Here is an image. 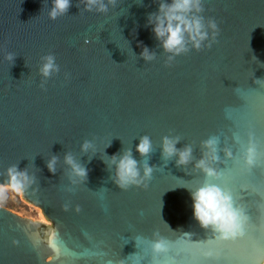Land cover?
<instances>
[{
    "label": "water",
    "instance_id": "95a60500",
    "mask_svg": "<svg viewBox=\"0 0 264 264\" xmlns=\"http://www.w3.org/2000/svg\"><path fill=\"white\" fill-rule=\"evenodd\" d=\"M159 3L117 0L97 13L70 0L51 21L52 0H0V187L10 188V166L27 168L37 183L21 198L46 220L0 207V264H154L147 241L155 232L168 241L155 264H264V0H202L219 35L210 48L171 63L147 26ZM143 47L156 59L140 58ZM48 54L60 71L41 89L38 70ZM144 135L154 147L145 158L156 167L152 179L120 190L101 158L131 149L143 163L136 146ZM168 135L180 138L177 149L191 145L195 160L211 136L232 151L228 160L218 153L214 183L247 217L243 236L217 240L193 219L187 188L206 179L195 160L187 168L175 157L162 160ZM85 140L94 147L82 154ZM249 146L251 167L244 164ZM66 153L87 168L84 183L71 184ZM52 156L54 174L46 167Z\"/></svg>",
    "mask_w": 264,
    "mask_h": 264
},
{
    "label": "clouds",
    "instance_id": "9594fccd",
    "mask_svg": "<svg viewBox=\"0 0 264 264\" xmlns=\"http://www.w3.org/2000/svg\"><path fill=\"white\" fill-rule=\"evenodd\" d=\"M142 2V0H139ZM83 5V11L97 13H107L109 7H116L117 0H79ZM79 6V5H78ZM70 7V0H52L51 8L48 10V19L55 21L64 16ZM204 9L202 0H171L170 3L160 0L158 10L149 13L147 16V26H151L152 33L167 57V62L171 63L176 57L186 54L189 51H201L202 48H210L219 35V29L214 19L207 21L202 15ZM15 55L8 53L5 57L11 64ZM146 63L156 59L154 51L143 47L140 53ZM60 71V66L56 63V57L48 54L41 57L38 75L41 77L39 87L45 88L49 78ZM67 75V74H66ZM180 142L177 136H163L160 140L159 148L161 158L167 163L175 157L177 167L187 168L195 160L191 145H185L182 149H177ZM111 143V142H110ZM110 143L107 145L110 146ZM219 137L211 136L201 142V158L195 160L193 169L198 170L206 179V182L196 189L187 188L192 201V215L199 227L210 230L211 234L220 241L233 240L244 235V227L247 217L243 210L235 206L232 194L222 189L214 181L221 178V172L216 165L221 160L218 155L223 151L224 160L232 159V151L229 148L219 149ZM94 145L91 141L85 140L80 147L82 154L89 153ZM154 151L153 143L149 136L140 137L136 146V152L143 158V163L138 162L132 156L131 149L123 150L122 153L101 158L107 169L112 172L109 179L120 189L128 190L130 187H147V182L152 179L155 166H149V154ZM148 158V159H145ZM92 156L89 157V161ZM58 157L52 156L46 163L50 173L57 170ZM63 163L68 172L71 184L85 182L88 175L87 168L82 165L71 153H66ZM255 163V148L249 146L244 155V164L251 167ZM37 183L35 176L28 174L27 168L18 171L17 165H12L7 169V185L15 191H22L26 187ZM186 188V187H185ZM71 189H69L70 191ZM64 210H69L65 205ZM76 212L80 209L77 206ZM190 237V233H183ZM150 243L151 252L154 258L168 251V241L161 237L158 232L153 233ZM14 244L18 243L13 241Z\"/></svg>",
    "mask_w": 264,
    "mask_h": 264
},
{
    "label": "rangeland",
    "instance_id": "374dc122",
    "mask_svg": "<svg viewBox=\"0 0 264 264\" xmlns=\"http://www.w3.org/2000/svg\"><path fill=\"white\" fill-rule=\"evenodd\" d=\"M0 207L16 212L32 220L46 222L42 212L25 203L20 195V191L11 188L0 187Z\"/></svg>",
    "mask_w": 264,
    "mask_h": 264
}]
</instances>
